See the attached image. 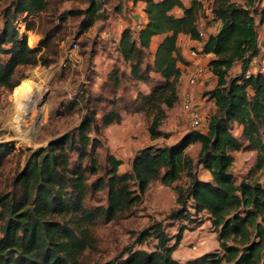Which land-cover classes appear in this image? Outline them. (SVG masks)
I'll use <instances>...</instances> for the list:
<instances>
[{"label": "trees", "instance_id": "16d2710c", "mask_svg": "<svg viewBox=\"0 0 264 264\" xmlns=\"http://www.w3.org/2000/svg\"><path fill=\"white\" fill-rule=\"evenodd\" d=\"M61 1L86 4L60 16L61 21L79 19L82 32L104 17V0ZM144 1L147 21L139 28L125 26L117 42L129 66L128 77L152 84L148 92H138L136 108L152 115V137L161 136L159 127L167 110L180 101L182 65L188 61L180 52L179 37L188 35L200 42L203 55H210L206 73L216 78L214 86L203 91L206 101H213L212 111L205 113L194 103L207 116V124L188 129L170 145L138 149L129 170L120 172L122 159L108 153L102 163L97 148L103 127L119 123L122 115L112 104L98 117L101 107L85 99L80 122L30 151L13 175V188L0 193V264H264V181L238 178L232 171L237 151H256L251 173L264 168V65L257 68L253 63L255 58L264 61L259 32L264 25V0ZM50 2L15 0L3 13L0 87L15 90L24 78L23 67L49 64L56 31H45L32 46L19 24L34 30L33 18ZM218 22L215 31L207 30ZM236 63L241 64L240 71L232 74ZM249 68L254 72L245 77ZM125 75L119 67L110 71L111 90L122 84ZM195 143H200V149L193 158L187 149ZM15 150L0 144V182L5 162ZM198 167L208 172L206 178L199 177ZM183 175L189 182L176 187L179 207L170 216L187 223L176 234L170 235L162 221H154L113 258L85 260L93 244L91 225L110 221L118 210L130 211L154 180L172 184ZM103 191L106 204L91 205L90 200ZM200 213L208 214L220 250L180 261L173 252L188 223L198 224ZM152 239L156 241L152 250L136 248Z\"/></svg>", "mask_w": 264, "mask_h": 264}, {"label": "rangeland", "instance_id": "374dc122", "mask_svg": "<svg viewBox=\"0 0 264 264\" xmlns=\"http://www.w3.org/2000/svg\"><path fill=\"white\" fill-rule=\"evenodd\" d=\"M13 1L15 0H0V25L4 21L3 13ZM130 2L131 0H104L102 6L104 17L84 32L79 29V19L69 17L61 21L60 18L62 13L67 14L71 8L86 6L80 1L51 0L49 7L33 18L34 30L27 31L24 23L19 24L20 31L28 34V43L32 46L37 45L42 33L47 30H55L56 34L54 45L48 53L49 64L44 65L40 62L38 65L21 69L24 74L21 84L24 80L31 81L32 93L29 98H38L37 109L31 111V114L20 111L17 88L8 90L0 87V144L14 146L17 149L5 162L0 193L13 188V175L25 164L30 151L45 146L49 140L71 130L80 122L86 111L85 99L95 101L94 105L101 107L98 109V117L109 110L112 104L122 115L119 123L103 127L98 136L97 148L102 163L108 153L122 159L120 172L129 170L138 149L149 144L170 145L188 129L193 128L184 109L182 96L173 108L167 110V117L159 127L163 134L157 138L152 137L149 128L152 115L136 108V95L138 92H148L152 84L129 78V66L117 50V42L123 28L136 24L133 23V8L130 7ZM262 30L260 26L259 32ZM263 44L262 41L261 45ZM193 49L200 52L201 44L190 47V52ZM55 50L56 52H53ZM200 56L196 58V62L202 60L205 55L200 52ZM262 64H264L262 58L255 61L257 68ZM114 67H119L126 75L122 84L111 90L109 73ZM239 71L232 70L231 73ZM208 75L205 73L202 79ZM27 113L29 117H26ZM24 119L27 121L24 122ZM199 149L200 143H195L189 146L187 152L196 158ZM255 160L256 151H237L232 171L238 178L251 176L264 181V168L251 173L250 169ZM197 173L201 178L208 176V172L202 167H198ZM188 182L186 175L172 184L154 180L144 193L142 201L130 211L118 210L110 221L99 220L91 225L93 244L86 250L85 260L92 263L113 258L134 240L137 232L154 221H162L170 235L176 234L180 227L187 223L186 220H175L170 216L171 212L179 207L176 187H185ZM90 203L105 205V192L98 193ZM197 219L200 220L198 224L188 223L190 227L184 231L181 242L173 252V257L180 261L191 259L206 251L220 250L217 234L208 214H197ZM155 242L152 239L144 244H137L136 248L152 250Z\"/></svg>", "mask_w": 264, "mask_h": 264}, {"label": "crops", "instance_id": "0c3cea01", "mask_svg": "<svg viewBox=\"0 0 264 264\" xmlns=\"http://www.w3.org/2000/svg\"><path fill=\"white\" fill-rule=\"evenodd\" d=\"M144 6H145L144 0H139L136 3L130 2V7L133 8V12H132L133 23H136L135 26H133V27L139 28V27H141V25L143 23H145L147 21V15H146V12L144 10ZM202 25L203 26L206 25L205 21H202ZM218 26H219V22L216 23L213 28L209 27V28H207V30L215 31ZM261 28L263 30H262V32H260V41L264 42V25H262ZM155 38H156V42H157L159 37H155ZM156 42L154 41V45H156ZM197 44H200V42L191 39L188 35L182 34L179 37L180 52L182 53L184 58L188 61V64L182 65V68L184 70L182 80H181L182 93H183L184 89L188 86V76H189V73L192 71L194 64L196 62V58H194L191 55L189 48L194 47ZM209 57H210V55L203 56L202 60L207 62ZM257 59L258 58H255L253 63H255V61ZM240 68H241V64L236 63V65H234L232 70L236 71V70H240ZM208 74L209 75L205 79H201L193 88L194 103L197 105V107L202 108L204 111L205 110H207V111L211 110V108L213 107V101L212 100L206 101V97H203V91L205 89L212 88L216 82L215 76H213L211 73H208Z\"/></svg>", "mask_w": 264, "mask_h": 264}, {"label": "built area", "instance_id": "2783aa9c", "mask_svg": "<svg viewBox=\"0 0 264 264\" xmlns=\"http://www.w3.org/2000/svg\"><path fill=\"white\" fill-rule=\"evenodd\" d=\"M201 35L204 36L203 31L201 32ZM191 55L194 58L201 57L200 52L196 49H193L191 51ZM206 70V63L202 62V60L197 61L194 64V68L192 69V72L188 78V86L184 89L181 95L182 103L186 111L188 120L191 126L195 128L202 127L207 124V116L195 106L193 99V88L204 77ZM252 72H254V69L249 68L246 70L244 76L248 77Z\"/></svg>", "mask_w": 264, "mask_h": 264}, {"label": "bare ground", "instance_id": "6f19581e", "mask_svg": "<svg viewBox=\"0 0 264 264\" xmlns=\"http://www.w3.org/2000/svg\"><path fill=\"white\" fill-rule=\"evenodd\" d=\"M31 93H32V83L30 80H24L22 84H20L17 87V94L19 97L18 107L20 111H26L29 114H31L30 113L31 111L37 109L36 105L38 103V98L37 97L29 98ZM28 113L26 114V117H29ZM26 121L27 120L24 119V122Z\"/></svg>", "mask_w": 264, "mask_h": 264}]
</instances>
